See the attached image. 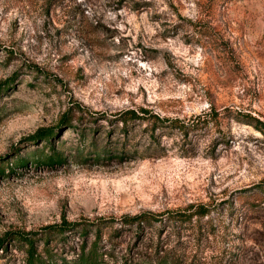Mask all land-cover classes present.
<instances>
[{"label":"rangeland","instance_id":"1","mask_svg":"<svg viewBox=\"0 0 264 264\" xmlns=\"http://www.w3.org/2000/svg\"><path fill=\"white\" fill-rule=\"evenodd\" d=\"M1 83L0 264H26L11 235L29 232L55 264L97 234L104 264L158 244L185 264H264V0H0ZM42 151L63 163L35 165ZM193 205L210 214L187 230L123 223ZM64 220L79 227L52 230Z\"/></svg>","mask_w":264,"mask_h":264},{"label":"trees","instance_id":"2","mask_svg":"<svg viewBox=\"0 0 264 264\" xmlns=\"http://www.w3.org/2000/svg\"><path fill=\"white\" fill-rule=\"evenodd\" d=\"M5 83L0 84V93L3 91V86ZM146 112L142 110L140 113L139 111L136 110H126L122 113L119 114L118 118L116 119V124H122V127L124 129H128L131 124L135 123L136 121L141 120L144 117V114ZM262 124H256V129H258L263 135H264V126H260ZM177 126V125H176ZM175 126V127H176ZM188 127V125H187ZM179 129H182L183 126H178ZM188 130V129H187ZM188 134V131H186ZM55 137V132L52 129H45L39 131L38 135L34 138V141H39L42 139L46 143L44 146L45 148L48 147V145L52 146L53 145V139ZM54 150V149H53ZM125 152V151H124ZM42 157H45L41 159H37L35 162V165H40V164H47V165H53L55 162H60L63 163V159L60 158L59 156L52 154V155H45L44 152L42 151ZM113 153L111 157H113ZM117 156V154H116ZM25 163L24 160H21L20 164ZM24 165V164H23ZM257 194H263L264 195V186H259L257 190ZM252 196V194H248L245 197V202L244 205L248 204V207L250 209H257L260 208L263 205V202H261L258 198H254L252 201L249 200V198ZM264 201V200H262ZM194 209L193 213H188V212H175L171 213V215H168L166 219L160 220L161 218H158L156 214L151 213V212H143L135 216H125L123 218V223L126 226H133L137 225V232L136 234L143 233L144 235L146 228L153 227L157 223H163L164 229L166 228H171L173 226L176 227V229H181V230H187L189 224L192 223L194 216L201 220L202 218L206 217L207 215L210 214L209 210L203 206V205H193L190 206V210ZM248 209V208H247ZM74 227H79V224H69L66 220H64L61 224L57 226H52V230L54 231H59L61 233L66 232L67 228H74ZM49 227L48 229H50ZM191 229V227H190ZM37 234L33 232L29 233H17V234H12L11 236L15 240H20L23 242L24 245H27V250H26V264H55V261L51 258L48 257H42L37 254L36 250V237ZM80 235L83 237H86L88 235V231L84 228L81 229ZM98 238L100 239L99 234H97V238L92 244L91 248L86 252V245L84 246L83 253L79 257V259L75 262V264H104V255L107 254V252L100 253L99 248H98ZM4 240L1 242L0 248H4ZM162 244V242H161ZM179 250V249H178ZM252 248L250 247L247 250H244V254H251ZM164 253V255L161 257L160 254ZM241 258L238 257L237 261ZM252 258V257H250ZM187 261V258L185 257L184 253H178L177 250L174 248H171L170 250H165L163 245H156L155 253L152 258H146L144 259L143 262L139 264H185ZM247 262V259L246 261ZM239 263V262H238ZM57 264V263H56ZM61 264H67V262L62 261ZM127 264V263H125ZM128 264H133V263H128Z\"/></svg>","mask_w":264,"mask_h":264}]
</instances>
